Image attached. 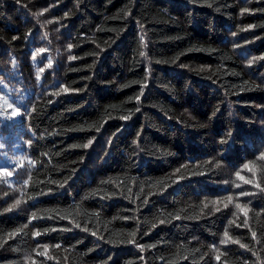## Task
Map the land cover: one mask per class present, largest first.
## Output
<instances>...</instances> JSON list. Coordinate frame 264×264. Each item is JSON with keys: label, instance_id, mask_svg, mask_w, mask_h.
<instances>
[{"label": "trees", "instance_id": "trees-1", "mask_svg": "<svg viewBox=\"0 0 264 264\" xmlns=\"http://www.w3.org/2000/svg\"><path fill=\"white\" fill-rule=\"evenodd\" d=\"M0 113V264H264V0H0Z\"/></svg>", "mask_w": 264, "mask_h": 264}, {"label": "snow or ice", "instance_id": "snow-or-ice-1", "mask_svg": "<svg viewBox=\"0 0 264 264\" xmlns=\"http://www.w3.org/2000/svg\"><path fill=\"white\" fill-rule=\"evenodd\" d=\"M69 48H71V45H69ZM44 51H45V50H44L43 48H40V49L37 50V53L42 54ZM37 53H34V54H33V59H34V60H35V57H36V54H37ZM141 55H143V53H141ZM43 59H48V61H49V65L51 64V57H44V56H41V60H43ZM69 59H75V57H69ZM251 62H252V61H249V64H251ZM64 91H67V89H64ZM4 103L7 104V106H8L9 109H12L11 116H12V117H16V116L18 115V109H14L13 106H12V104H9L7 100H5ZM0 116H4V113H0ZM122 118H123V119H127V117H122ZM89 143H91V141H89ZM84 147H88V145H84ZM7 174H8L9 176L12 175L11 172H8ZM237 175H239V174L237 173ZM228 199H229V201H231L232 198H231V197H228ZM17 203H19V201H17ZM226 206H227V205H225V207H226ZM237 207H239V205H237ZM245 224H247V221H245ZM36 235H39V233H36ZM224 235H225L226 238L228 237V232H227V230H225ZM227 242H228L227 239L221 241L222 244H223V243H227ZM243 246H244V245H242V247H243Z\"/></svg>", "mask_w": 264, "mask_h": 264}, {"label": "rangeland", "instance_id": "rangeland-1", "mask_svg": "<svg viewBox=\"0 0 264 264\" xmlns=\"http://www.w3.org/2000/svg\"><path fill=\"white\" fill-rule=\"evenodd\" d=\"M123 264H126V261H124Z\"/></svg>", "mask_w": 264, "mask_h": 264}]
</instances>
